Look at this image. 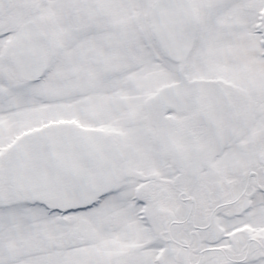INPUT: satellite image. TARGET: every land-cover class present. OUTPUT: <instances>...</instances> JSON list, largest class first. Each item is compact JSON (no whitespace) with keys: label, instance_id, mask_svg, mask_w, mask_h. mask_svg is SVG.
<instances>
[{"label":"snow or ice","instance_id":"6c2138e0","mask_svg":"<svg viewBox=\"0 0 264 264\" xmlns=\"http://www.w3.org/2000/svg\"><path fill=\"white\" fill-rule=\"evenodd\" d=\"M0 264H264V0H0Z\"/></svg>","mask_w":264,"mask_h":264}]
</instances>
